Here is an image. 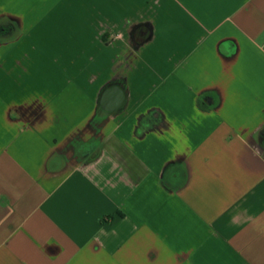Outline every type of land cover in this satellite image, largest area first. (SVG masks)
I'll list each match as a JSON object with an SVG mask.
<instances>
[{"label":"crops","instance_id":"0c3cea01","mask_svg":"<svg viewBox=\"0 0 264 264\" xmlns=\"http://www.w3.org/2000/svg\"><path fill=\"white\" fill-rule=\"evenodd\" d=\"M263 131L264 0H0V264H264Z\"/></svg>","mask_w":264,"mask_h":264},{"label":"water","instance_id":"95a60500","mask_svg":"<svg viewBox=\"0 0 264 264\" xmlns=\"http://www.w3.org/2000/svg\"><path fill=\"white\" fill-rule=\"evenodd\" d=\"M111 92H113V88L105 89L102 94V107L107 111H115L122 109L127 101L125 94L119 93V95L115 98V100H111V95H109Z\"/></svg>","mask_w":264,"mask_h":264},{"label":"flooded vegetation","instance_id":"af4514ba","mask_svg":"<svg viewBox=\"0 0 264 264\" xmlns=\"http://www.w3.org/2000/svg\"><path fill=\"white\" fill-rule=\"evenodd\" d=\"M1 30L12 31V30H14V25L10 24L9 22H5L1 25Z\"/></svg>","mask_w":264,"mask_h":264},{"label":"trees","instance_id":"16d2710c","mask_svg":"<svg viewBox=\"0 0 264 264\" xmlns=\"http://www.w3.org/2000/svg\"><path fill=\"white\" fill-rule=\"evenodd\" d=\"M264 135V131L262 132V134H261V137Z\"/></svg>","mask_w":264,"mask_h":264}]
</instances>
